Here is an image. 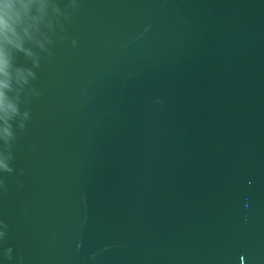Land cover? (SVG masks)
Wrapping results in <instances>:
<instances>
[{"label": "water", "instance_id": "obj_1", "mask_svg": "<svg viewBox=\"0 0 264 264\" xmlns=\"http://www.w3.org/2000/svg\"><path fill=\"white\" fill-rule=\"evenodd\" d=\"M0 264H264V0H0Z\"/></svg>", "mask_w": 264, "mask_h": 264}]
</instances>
